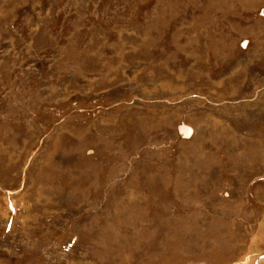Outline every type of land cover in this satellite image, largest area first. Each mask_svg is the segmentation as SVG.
<instances>
[{"label":"rangeland","instance_id":"rangeland-1","mask_svg":"<svg viewBox=\"0 0 264 264\" xmlns=\"http://www.w3.org/2000/svg\"><path fill=\"white\" fill-rule=\"evenodd\" d=\"M262 9L0 0V264H257Z\"/></svg>","mask_w":264,"mask_h":264},{"label":"bare ground","instance_id":"bare-ground-1","mask_svg":"<svg viewBox=\"0 0 264 264\" xmlns=\"http://www.w3.org/2000/svg\"><path fill=\"white\" fill-rule=\"evenodd\" d=\"M179 131L184 135V137L189 136V135H190V132H191V130H190L188 127H185V126H181V127L179 128ZM262 258H264V257H262ZM262 258H261V259H262ZM261 259L258 260L257 264L259 263V261H260Z\"/></svg>","mask_w":264,"mask_h":264},{"label":"water","instance_id":"water-1","mask_svg":"<svg viewBox=\"0 0 264 264\" xmlns=\"http://www.w3.org/2000/svg\"><path fill=\"white\" fill-rule=\"evenodd\" d=\"M262 14L264 15V9H262ZM191 130V129H190ZM191 133V132H190ZM261 259V258H260Z\"/></svg>","mask_w":264,"mask_h":264}]
</instances>
